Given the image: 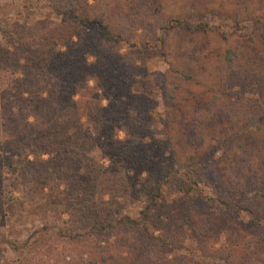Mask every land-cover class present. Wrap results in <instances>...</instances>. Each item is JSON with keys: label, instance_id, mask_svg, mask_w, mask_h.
<instances>
[{"label": "rangeland", "instance_id": "1", "mask_svg": "<svg viewBox=\"0 0 264 264\" xmlns=\"http://www.w3.org/2000/svg\"><path fill=\"white\" fill-rule=\"evenodd\" d=\"M88 3V6H81L80 16L102 17L112 30L117 27L116 31L128 38V44L118 41L107 45V48H111L115 60H120L118 65L123 67L122 76L132 78L130 93L144 101L141 106L149 103L148 109L141 114L147 117L146 120H157L152 126L156 129L155 139L168 134L180 163L210 160L206 167L189 165L199 180L197 186L208 196L212 194L210 186L216 184L232 198H248L249 206L260 218V227L264 228V196L256 198L254 194L257 190H264V98L259 95L264 91V40L260 37L264 30V0H88ZM59 4L58 0H0V28L34 35L32 42L37 47L39 38H45L46 43L40 53L46 52L47 47L49 53L63 51L68 33L67 27L60 25L64 19L63 14L57 11ZM171 19L186 20L192 25L204 23L208 29L189 31L176 26L164 29V26L174 24ZM70 30L78 29L71 25ZM23 38L19 45H24ZM0 45L12 48L1 34ZM227 49L237 50L242 58L234 65L236 72L232 79L227 76L225 68ZM55 57L60 62V58ZM74 57L67 59L71 61ZM250 63L258 66L256 74L246 66ZM61 68L54 73L44 70L42 75L54 77ZM22 72H18V76L22 77ZM110 72L111 76H117L116 72ZM36 74L37 68L31 72L32 76ZM8 77V73L0 74L3 84L8 82ZM57 78L59 80L61 76ZM95 80H89V85H94ZM165 86L173 94L168 106L164 101ZM64 90L62 88V93ZM242 96L247 98L243 103L236 99ZM79 98L80 95L76 94L72 100ZM81 99L87 108L94 105L91 98ZM229 105L244 112L250 108L258 112L259 129L245 124L239 115L234 117L236 115L230 111ZM85 110L78 109L81 113ZM7 115L8 110H3L0 105V164L8 154L4 146L15 132L17 126L14 125L20 124L19 121L14 125L8 123ZM203 117L209 121V126L203 129V141L190 143L193 126ZM247 130L255 131L256 137H249L248 146L245 145ZM117 136L124 138L126 134L120 131ZM241 147H247L246 152ZM74 149L81 152L79 147ZM71 154L74 156L76 153ZM69 156L60 152L55 157L62 160ZM42 157L49 158V155L43 154ZM32 158L30 155L29 159ZM94 159L110 165L108 159ZM117 167L112 171L113 178L106 174L101 183L111 181L115 187L114 174L134 182L135 190L126 181L120 184L118 180L116 189L122 195L112 202L111 208L116 216L129 213L135 218L133 214L146 203L137 196V190L142 188L138 184V176L146 177V171L140 174L137 169L127 167L125 174ZM6 168L0 177L3 202L0 209V264H141L140 250L134 237L140 230L136 227L126 225L122 226L124 229L113 230L115 233H96L85 237V241L76 238L78 240L68 242L66 235H82L91 229V225H87L83 217H78L79 212L75 214L73 211L69 215L61 212L62 205L50 204L49 188L37 191L35 199L29 201L23 193L26 187L19 180L20 175L12 174ZM31 175L27 174L28 178ZM102 187L108 190V187ZM167 191H170L168 187ZM181 196L185 197L183 192L172 190L165 199L171 204L174 198ZM55 206L58 210L54 209ZM199 216L197 211L192 212L196 225ZM238 219L247 221L248 216L242 213ZM260 227L251 231L238 228L232 234L219 231L217 235L208 234L203 238L210 252H213L212 246L229 249L232 264H264V239ZM189 236L192 237L190 233ZM183 253L185 251H171L169 255L175 260L177 254H182L201 264V255L193 257Z\"/></svg>", "mask_w": 264, "mask_h": 264}, {"label": "trees", "instance_id": "2", "mask_svg": "<svg viewBox=\"0 0 264 264\" xmlns=\"http://www.w3.org/2000/svg\"><path fill=\"white\" fill-rule=\"evenodd\" d=\"M58 1L57 11L63 14L64 19L60 25L67 27L68 33L63 51L49 53L47 47L46 52L40 53L46 43L45 38H39L37 47L32 42L34 35L27 36L0 28V34L12 47L9 49L0 45V74L8 73L10 76L4 84L0 79V105L3 110H8L9 115L5 118L8 123H20L14 125L17 126L14 127L15 132L4 146L8 154L0 164V177L7 167L8 172L20 175L19 180L26 187L23 193L29 201L35 199L37 191L49 188L50 204L62 205L64 208L61 212L69 215L73 211L75 214L79 212L78 217H83L91 229L82 235H66L68 242L78 240L76 238L85 241V237L96 233H115L113 230L124 229L122 226L127 225L140 230L138 236L134 237L140 250L141 264H200L182 254H177L172 260L169 255L171 251H185L183 254L193 257L199 254L201 264H232L229 249L212 246L213 252H210L203 237L217 235L221 231L232 234L238 228L244 231L259 228L260 218L249 206V199L243 196L232 198L216 184L210 186L212 194L208 196L197 186L199 180L190 166L206 167L210 160L204 163H180L168 134L155 139L156 129L152 126L157 120H146L147 117L141 114V111L148 109L149 103L141 106L140 103L144 101L130 93L132 78L122 76L123 67L118 65L120 60H115L111 48H107V45L118 41L128 44V38L117 32V27L112 30L102 17L80 16V8L82 5L88 6V0ZM170 21L174 24L164 26V29L175 26L189 31L208 29L204 23L192 25L182 19ZM71 25L78 30H70ZM220 35L225 38L223 33ZM75 37L76 40H73ZM260 37L264 40V30L260 32ZM22 38L28 43L19 45ZM100 44L103 49L99 48ZM237 53V50L227 49L224 56L227 76L231 79L236 72V61L242 59ZM56 55L60 62L55 60ZM69 56L75 57L69 61ZM246 66L256 74L257 65L250 63ZM59 67L63 68L54 77L42 75L44 70L54 73ZM35 68L37 74L32 76ZM110 71L116 72L117 76H111ZM18 72H22V77L18 76ZM57 76H61V79L58 80ZM91 79H96L92 86L89 85ZM62 88H65L63 93ZM164 89V101L168 106L173 94L166 90V86ZM24 93L27 95L24 96ZM76 94L81 98H91L94 105L87 108L81 98L72 100ZM259 95L264 98V91ZM245 98L236 99H241L243 103ZM103 100H106V104H103ZM83 108H86L84 113L78 111ZM230 111H234V117L239 115L245 124L259 129L256 119L258 112L251 108L246 112L234 108H230ZM204 126H209L205 117L193 126L190 143L203 141ZM120 131L126 137L119 138L117 133ZM246 137L245 145L248 146L251 141L249 137L256 139L255 131L247 130ZM76 147L81 152L77 153ZM246 148H242L243 152H246ZM60 152L71 157L59 160L55 156ZM71 152L76 154L72 156ZM43 154L49 155V158H43ZM30 155L33 157L31 160ZM93 157L108 159L110 165L97 162ZM114 167L125 174L127 167L137 169L140 174L146 171V177L138 176V184L142 188L137 190V196L146 203L133 214L135 218L129 213H118L116 216L112 211V202L122 195V192H117L116 184L118 180L120 184L126 181L114 174L115 187L111 181L101 183L106 174L113 178ZM51 168L56 170H49ZM29 173L32 174L31 178L27 176ZM126 183L135 190L133 181ZM102 185L108 190L105 191ZM54 190L58 192H52ZM172 190L183 192L185 197L174 198L170 204L165 196ZM254 194L256 198L264 196V190H257ZM1 199L0 196V209L3 206ZM54 209L58 210L56 206ZM194 210L200 215L197 225L192 219ZM242 213L248 216L247 221L238 219ZM260 230L264 239V228L260 227Z\"/></svg>", "mask_w": 264, "mask_h": 264}]
</instances>
